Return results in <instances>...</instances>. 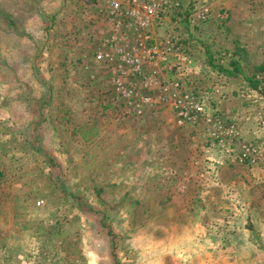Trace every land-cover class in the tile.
I'll list each match as a JSON object with an SVG mask.
<instances>
[{
    "label": "rangeland",
    "instance_id": "374dc122",
    "mask_svg": "<svg viewBox=\"0 0 264 264\" xmlns=\"http://www.w3.org/2000/svg\"><path fill=\"white\" fill-rule=\"evenodd\" d=\"M260 64L264 0H0V264H264Z\"/></svg>",
    "mask_w": 264,
    "mask_h": 264
},
{
    "label": "trees",
    "instance_id": "16d2710c",
    "mask_svg": "<svg viewBox=\"0 0 264 264\" xmlns=\"http://www.w3.org/2000/svg\"><path fill=\"white\" fill-rule=\"evenodd\" d=\"M14 23V22H13ZM232 66L231 68H223L221 67V69L223 71H225L226 73L228 74H233L235 71H241L243 72L244 74V69L241 67V59H237V60H234L232 62ZM254 70L256 71L255 73H253V76H248L246 75V78L252 83V85H254L253 87L256 88L258 86V84L261 82L258 78H257V72H263L264 71V64H260V65H257L254 67ZM2 176V172L0 171V178ZM64 189L65 186L63 187ZM79 203H81L82 201L81 200H78ZM105 216H106V213L102 212V219H105Z\"/></svg>",
    "mask_w": 264,
    "mask_h": 264
},
{
    "label": "built area",
    "instance_id": "2783aa9c",
    "mask_svg": "<svg viewBox=\"0 0 264 264\" xmlns=\"http://www.w3.org/2000/svg\"><path fill=\"white\" fill-rule=\"evenodd\" d=\"M145 13L148 17H152L156 14V8L154 5H147L145 6ZM246 155V154H245Z\"/></svg>",
    "mask_w": 264,
    "mask_h": 264
},
{
    "label": "crops",
    "instance_id": "0c3cea01",
    "mask_svg": "<svg viewBox=\"0 0 264 264\" xmlns=\"http://www.w3.org/2000/svg\"><path fill=\"white\" fill-rule=\"evenodd\" d=\"M258 168H260V167H258ZM261 254H262V253H261ZM261 254L258 253L256 257H260V258H262V257L264 256V254H262V255H261Z\"/></svg>",
    "mask_w": 264,
    "mask_h": 264
}]
</instances>
